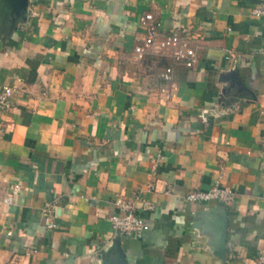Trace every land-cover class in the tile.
I'll return each mask as SVG.
<instances>
[{
  "label": "crops",
  "instance_id": "1",
  "mask_svg": "<svg viewBox=\"0 0 264 264\" xmlns=\"http://www.w3.org/2000/svg\"><path fill=\"white\" fill-rule=\"evenodd\" d=\"M261 1L29 0L23 16L0 0V86L17 87L0 115V264L264 255V24L252 14ZM145 12L196 40V63L175 66L166 103L169 58H134ZM214 184L234 201L185 199ZM134 195L154 205L136 211L150 228L119 234L115 200Z\"/></svg>",
  "mask_w": 264,
  "mask_h": 264
},
{
  "label": "built area",
  "instance_id": "2",
  "mask_svg": "<svg viewBox=\"0 0 264 264\" xmlns=\"http://www.w3.org/2000/svg\"><path fill=\"white\" fill-rule=\"evenodd\" d=\"M35 15L36 13H32ZM252 14L260 18L264 24V0L252 9ZM139 22L145 28V36L142 43L134 47V58L141 60L144 55L167 57L169 62L162 68L158 89L159 102L171 101L176 95L177 86L174 82V70L176 65L193 67L197 60L196 40L191 35L166 33L161 28L160 21L152 12H145L139 16ZM17 87L6 84L0 86V115L10 105V99L16 94ZM18 188V185H15ZM188 202H206L216 200L230 203L235 199L234 191L229 187L214 184L206 190L189 191L185 195ZM117 212L109 216L112 230L122 235H141L150 228V223L139 216L137 208L152 210V202L145 200L140 195H134L131 199L117 197L115 200ZM53 226L52 224H50ZM8 235L11 231L7 232ZM255 264H264V255L257 257Z\"/></svg>",
  "mask_w": 264,
  "mask_h": 264
},
{
  "label": "water",
  "instance_id": "3",
  "mask_svg": "<svg viewBox=\"0 0 264 264\" xmlns=\"http://www.w3.org/2000/svg\"><path fill=\"white\" fill-rule=\"evenodd\" d=\"M11 2V9L13 11H15L16 13H19L23 16L26 9H27V6H28V2L29 0H9ZM218 223V225L222 226L224 231H225V227H226V220L224 217H219L216 219V221ZM224 240H225V237L223 236L221 239H220V242H219V248L218 249V252H219V255L221 256L223 254V250H224Z\"/></svg>",
  "mask_w": 264,
  "mask_h": 264
}]
</instances>
